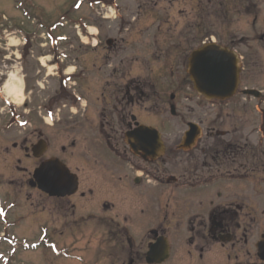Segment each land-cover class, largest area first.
<instances>
[{
    "label": "flooded vegetation",
    "instance_id": "flooded-vegetation-1",
    "mask_svg": "<svg viewBox=\"0 0 264 264\" xmlns=\"http://www.w3.org/2000/svg\"><path fill=\"white\" fill-rule=\"evenodd\" d=\"M220 1L210 4L212 15L229 27L226 36H233L234 31L245 39L244 35L251 33L264 43V0ZM195 20L189 26L195 32L189 43H197L198 48L204 42L196 29L198 32L204 25L200 15ZM181 27L184 31L183 23ZM211 37L210 41L220 45ZM229 43L221 46L239 54L238 46ZM92 65L83 69L85 110L70 112L68 122L55 120L51 130L56 139L61 131H67V144L60 145L49 158L60 160L76 175V188L60 192L63 196L45 194L32 180L36 165L30 170L20 168L22 161L15 160L12 167L25 175L7 178L11 191L0 218L3 226L8 222L0 239L4 264H41V253L44 264H264V124L243 134L244 127L237 124L242 122L238 119L242 117L238 110L242 100L231 102L240 94L227 101L200 98L217 111L207 120L208 125L197 124L199 131L190 142L183 141L186 123L180 141L168 148L164 142V153L151 160L153 150L137 156L133 146L137 148L140 142L139 130L165 127L150 121L154 116L163 121L162 115L153 113L154 85L130 76L137 63L124 70L121 60L107 71L105 65ZM90 70L99 75L92 82ZM183 81L184 77L165 87L162 84L165 96L164 92L158 95L168 96L170 102L163 104L170 106L175 117L176 107L171 102L182 98ZM58 97L66 101L71 94L62 89ZM240 97L245 101L242 93ZM260 103L256 113L264 108V100ZM220 107L230 108L223 115ZM213 109L210 112L214 114ZM226 122V129H221ZM79 128L84 135H76ZM168 129L173 128L168 125ZM45 134L36 128L14 147L30 159L31 150L48 149ZM76 151L82 156L74 158ZM19 222L26 228L17 233ZM46 226L51 231L49 238ZM42 233L47 239H41ZM27 252L29 256L24 257Z\"/></svg>",
    "mask_w": 264,
    "mask_h": 264
},
{
    "label": "rangeland",
    "instance_id": "rangeland-1",
    "mask_svg": "<svg viewBox=\"0 0 264 264\" xmlns=\"http://www.w3.org/2000/svg\"><path fill=\"white\" fill-rule=\"evenodd\" d=\"M76 1L0 0V197L2 201L0 209L6 211L4 201L11 191L7 180L10 177L9 175L16 179L25 175V173H20L23 170L19 168L15 169L12 165L10 168L7 162L11 160L8 159L10 157H21L19 150L12 151L11 143L16 141L15 135L18 132L27 131L28 126L25 130H23V127H11L12 123L8 122L7 114L10 110H15L17 114L14 115V119L16 121L18 119L25 123L29 121L33 127H39L41 131L46 133L45 135L49 139V148L45 157H49L52 152H57L60 145L67 144V131H61L60 137L56 139L53 137L54 134L43 124L40 115L42 110H50L48 104L55 100L50 97L58 91V86L56 87L58 76L56 72L58 69L64 66L72 71L78 70L84 60H87L88 49L85 44L88 40L84 35V29L92 35H96L98 31L100 32L103 44L100 45L102 47L99 49L98 60L101 65H105L106 71L108 66L110 67L111 64L114 66L121 60L123 62L121 68L124 70L127 68L128 70L133 68L132 65L136 61L138 67H134L133 75L130 76L137 77L141 83L149 82L154 85L153 113L158 112L160 116L162 115L163 121L156 116H154L155 119L153 118L150 121L165 126V129L161 128V130L165 146L168 148L173 143L180 141V132L186 128V123H196L205 128L208 125L207 120L213 118L217 112L215 108L211 107L210 103H205L200 97L198 98L189 80L187 65L183 63L191 50L197 46V43H189L190 38L195 34L193 28L189 26L193 25L196 21L195 18L200 15L204 27L198 32L196 29L199 40L208 43L212 40L211 36H214L217 39L216 42L220 45H229V42L233 41V45L238 46L239 54L244 59V67L240 64V67H243L240 76L241 83L237 92L240 95L231 101L234 104L242 100L238 108L242 116L238 119H242V122L237 124L244 127V135L255 132L258 126H263V116L254 111V106L258 109L256 107L257 103L264 100V49L261 47L264 46V43L259 42L258 37H252L251 33L245 34V39H242L241 36H235L237 33L234 31L233 36H226L230 33L228 31L229 27L226 23L221 22L218 16L212 15L213 8L210 2L213 1L214 3L215 0H154V3L150 0H115L114 2L108 0L103 2L104 4L100 2L102 6H99L95 17L89 16V11L84 7V11L79 15L77 14V16H82L88 12L87 15L89 18L92 17L91 22L96 27L81 23L80 28L77 26L78 29L74 26L69 27L67 24L66 27H58L51 32L52 37H66V42L58 45L47 42L44 32L37 30L38 23L49 29L61 19L62 15L66 16L68 13H70V20L75 21L76 15L73 13L72 7ZM219 2L221 1L219 0ZM18 6L29 12V16L36 18V20L24 18L21 10L17 8ZM103 17H107L108 20H103ZM182 23L184 24V31L180 30L182 29ZM245 24L246 20L243 19V26ZM96 28H98V31ZM127 29L129 30L128 33L123 32ZM234 29L236 28L234 27ZM226 31L229 33L226 34ZM181 32L183 33L179 38ZM154 35L156 36L153 37ZM109 40L113 43L110 49L106 48L104 43ZM54 54L70 55V59L61 57L57 60ZM160 65L164 68H160ZM92 66L90 67L92 68ZM88 75L89 81L92 82L93 71L90 70ZM182 77H184L182 98L180 97L177 102H171L176 107L177 116L175 117L170 113V106L163 104L170 101H167L168 96L164 97L166 92L165 88H161V85L163 84L165 87L166 84L175 83L174 81L177 78ZM60 78H62L61 75ZM162 79L165 81L163 82ZM7 87L15 88L16 94L12 93L13 95L8 96L6 93ZM245 88L262 90L261 100L257 101L246 97L244 101L240 96L241 91ZM172 91H169L168 94ZM163 92L164 96L158 97ZM14 98H17L18 102ZM91 101L92 99L89 102L91 103ZM229 108L220 107V111L224 115V111ZM67 109L69 108L67 107ZM211 109L214 110V114L210 112ZM68 114L67 110L60 114L61 120L68 122L70 116ZM168 125L173 129L167 130ZM225 126H228L227 122L220 128L225 130ZM158 129L161 132L160 128ZM82 131L83 128L77 129L76 135H84L81 133ZM12 132L16 134H9ZM80 148L82 150L83 144ZM6 149H8V152H6ZM78 156H82L81 151L75 152L74 158ZM36 162L34 159H23L20 168L30 170ZM69 163H71L70 159ZM75 166L81 168V165ZM22 198L20 200L19 197L20 202L16 200L17 204L18 202L22 203ZM41 227H44V225L42 224ZM25 228L26 224L19 222L15 231L18 233ZM45 228H47V238H49L51 231L47 226ZM3 230L0 221L1 236L4 233ZM24 236L28 237L29 235L24 234ZM38 237H40V234L37 235ZM5 251L8 252V248ZM31 255H33L32 252ZM26 256H29L28 252L24 255V257ZM38 256L41 258V264H44L45 257H43V254H38ZM13 259L16 260L17 257L15 256ZM2 263L0 261V264Z\"/></svg>",
    "mask_w": 264,
    "mask_h": 264
},
{
    "label": "water",
    "instance_id": "water-1",
    "mask_svg": "<svg viewBox=\"0 0 264 264\" xmlns=\"http://www.w3.org/2000/svg\"><path fill=\"white\" fill-rule=\"evenodd\" d=\"M240 69L235 53L227 48L215 44L204 45L195 50L189 59L188 75L194 90L207 100H226L231 98L239 85ZM244 94L258 97L256 91H244ZM190 132L187 133V141L193 142L198 130L195 125H189ZM139 143L137 148L133 146L134 152H142L149 155L154 151L156 154L162 151L160 136L150 129H141L137 133ZM40 149L35 157H40L44 152ZM38 188L50 196H63L62 191L76 188V178L69 174L68 170L57 160L43 162L33 174Z\"/></svg>",
    "mask_w": 264,
    "mask_h": 264
},
{
    "label": "bare ground",
    "instance_id": "bare-ground-1",
    "mask_svg": "<svg viewBox=\"0 0 264 264\" xmlns=\"http://www.w3.org/2000/svg\"><path fill=\"white\" fill-rule=\"evenodd\" d=\"M6 93H7L8 96L13 95L12 93L16 94V93H15V88H13V87H11V88H10V87H7V88H6ZM14 100H15L16 102H18V101H17V98H14Z\"/></svg>",
    "mask_w": 264,
    "mask_h": 264
}]
</instances>
